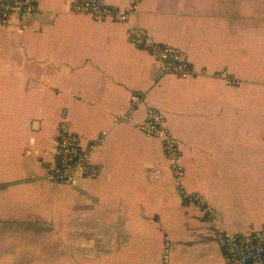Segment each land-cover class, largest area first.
Masks as SVG:
<instances>
[{"label": "crops", "instance_id": "obj_1", "mask_svg": "<svg viewBox=\"0 0 264 264\" xmlns=\"http://www.w3.org/2000/svg\"><path fill=\"white\" fill-rule=\"evenodd\" d=\"M74 1L0 20V264H162L166 243L172 264H225L221 233L264 226V0H142L124 23L74 13ZM132 26L187 52L193 75L165 73ZM148 107L210 216L137 127ZM64 116L85 142L105 132L97 177L45 178Z\"/></svg>", "mask_w": 264, "mask_h": 264}, {"label": "built area", "instance_id": "obj_2", "mask_svg": "<svg viewBox=\"0 0 264 264\" xmlns=\"http://www.w3.org/2000/svg\"><path fill=\"white\" fill-rule=\"evenodd\" d=\"M38 2L39 0H0V20L8 23L15 17L33 15L38 10ZM141 2L142 0H130V4L122 8L106 0H75L71 5V11L89 15L95 21L124 23L132 14L138 12ZM128 38L133 45L151 53L160 62L165 73H173L180 78L193 75L189 56L179 47L155 40L146 30L138 26L129 27ZM143 101V96L140 94L131 96L134 107H139ZM136 125L147 136L162 141L179 192L185 202L198 205L205 213L212 214L213 209L207 201L199 193L189 192L183 185L185 170L179 162L180 143L168 127L165 115L154 107H148L145 119ZM104 140L105 132L85 142L72 130L69 119L64 116L58 129L56 160L47 167L45 178L71 185L76 183L78 178L97 177L101 168L94 162L93 157L100 150ZM220 237L226 257L225 264H264V226L261 230L250 234L224 232ZM173 250V244L166 243L162 264H172Z\"/></svg>", "mask_w": 264, "mask_h": 264}, {"label": "rangeland", "instance_id": "obj_3", "mask_svg": "<svg viewBox=\"0 0 264 264\" xmlns=\"http://www.w3.org/2000/svg\"><path fill=\"white\" fill-rule=\"evenodd\" d=\"M202 210H203V209H202ZM206 215H207V217H208V216H210V214H209V213H207Z\"/></svg>", "mask_w": 264, "mask_h": 264}]
</instances>
